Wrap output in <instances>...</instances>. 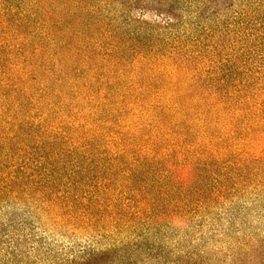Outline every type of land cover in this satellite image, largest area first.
Masks as SVG:
<instances>
[{
	"label": "trees",
	"instance_id": "trees-1",
	"mask_svg": "<svg viewBox=\"0 0 264 264\" xmlns=\"http://www.w3.org/2000/svg\"><path fill=\"white\" fill-rule=\"evenodd\" d=\"M134 1L122 4L136 10ZM151 1L164 9L154 11L158 18L130 14L126 23L137 25L136 42L148 32L152 44L151 53L137 59L140 96L152 100L149 108L163 96L151 142L134 161L135 176L146 170L157 180L148 200L137 199L131 211L122 203L124 216L114 228L128 216L133 236L98 249L60 243L37 220L60 176L58 137L47 124L56 99L77 85L72 74L79 53L90 47L84 36L99 30L97 9L90 0H0V264H98L100 258L170 264V251L150 236V226L163 217L160 202L170 204L174 221L186 222L204 207L198 196L209 187L213 197L222 196L231 153L264 154V0ZM193 198L197 206L190 207ZM90 216L87 227L95 229ZM192 257L188 252L173 264H202Z\"/></svg>",
	"mask_w": 264,
	"mask_h": 264
},
{
	"label": "rangeland",
	"instance_id": "rangeland-1",
	"mask_svg": "<svg viewBox=\"0 0 264 264\" xmlns=\"http://www.w3.org/2000/svg\"><path fill=\"white\" fill-rule=\"evenodd\" d=\"M90 1L101 20L99 30L84 36V42L91 41L87 50L75 56L77 72L72 75L77 76V85L68 95L56 99L58 104L47 124L53 126L58 137L54 145L61 152L57 169L60 176L50 197L43 196L45 204L42 199L37 220L44 234L60 243L76 241L104 249L121 237L133 236V222L128 216L118 221L122 228H114L116 219L124 216L120 215L122 203L131 211L137 199L148 200L157 180L146 170L135 176L134 161L151 142L152 122L156 123L153 118L163 110V96H157L149 108L152 100L144 101L139 94L137 59L150 54L152 44L148 32L141 34V43L136 42L137 25L126 20L134 14L151 22L158 18L154 11L164 9L151 0H135L136 10L124 6V0ZM245 152H241V158L229 155L232 163L227 169L229 175L222 177V196L213 197L209 187L205 195L198 196L204 200V207L190 213L186 222L174 221L170 204L160 202L157 212L163 217L150 226L153 229L149 235L152 240L158 237L156 246L170 251V264L188 252L192 260L202 264H264V154ZM240 159L244 166L235 164ZM226 161L220 163L217 173ZM191 202L190 207L197 206L198 199ZM91 203L97 205L89 208ZM89 212L95 215V229L87 227ZM144 230L148 231V226ZM164 261L155 262L167 264ZM105 262L100 258L97 263Z\"/></svg>",
	"mask_w": 264,
	"mask_h": 264
}]
</instances>
